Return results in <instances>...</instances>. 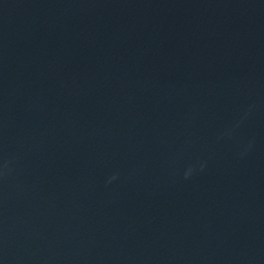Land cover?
Wrapping results in <instances>:
<instances>
[{
  "label": "water",
  "instance_id": "1",
  "mask_svg": "<svg viewBox=\"0 0 264 264\" xmlns=\"http://www.w3.org/2000/svg\"><path fill=\"white\" fill-rule=\"evenodd\" d=\"M0 264H264V0H0Z\"/></svg>",
  "mask_w": 264,
  "mask_h": 264
}]
</instances>
